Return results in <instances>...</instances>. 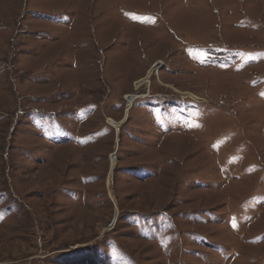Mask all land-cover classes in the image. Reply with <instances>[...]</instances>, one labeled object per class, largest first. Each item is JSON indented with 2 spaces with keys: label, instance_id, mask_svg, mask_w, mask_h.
Listing matches in <instances>:
<instances>
[{
  "label": "rangeland",
  "instance_id": "374dc122",
  "mask_svg": "<svg viewBox=\"0 0 264 264\" xmlns=\"http://www.w3.org/2000/svg\"><path fill=\"white\" fill-rule=\"evenodd\" d=\"M0 264H264V0H0Z\"/></svg>",
  "mask_w": 264,
  "mask_h": 264
},
{
  "label": "bare ground",
  "instance_id": "6f19581e",
  "mask_svg": "<svg viewBox=\"0 0 264 264\" xmlns=\"http://www.w3.org/2000/svg\"><path fill=\"white\" fill-rule=\"evenodd\" d=\"M148 83H149L148 78H147V77H144V78L140 79V80L137 82V84H135V87L138 88V87H141L143 84L146 85V84H148ZM131 100H132V99H130V102H131ZM54 202H55V201H54ZM65 204H66V202H65ZM60 210H61V209H60ZM36 222H37V221H36Z\"/></svg>",
  "mask_w": 264,
  "mask_h": 264
}]
</instances>
